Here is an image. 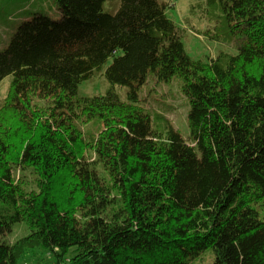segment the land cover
I'll use <instances>...</instances> for the list:
<instances>
[{
    "label": "trees",
    "instance_id": "obj_1",
    "mask_svg": "<svg viewBox=\"0 0 264 264\" xmlns=\"http://www.w3.org/2000/svg\"><path fill=\"white\" fill-rule=\"evenodd\" d=\"M105 1L56 0L64 20L35 13L0 52V264H264V0H220L238 54L207 63L165 3ZM110 60L128 101L79 97ZM150 75L180 80L189 141L142 105Z\"/></svg>",
    "mask_w": 264,
    "mask_h": 264
},
{
    "label": "rangeland",
    "instance_id": "obj_2",
    "mask_svg": "<svg viewBox=\"0 0 264 264\" xmlns=\"http://www.w3.org/2000/svg\"><path fill=\"white\" fill-rule=\"evenodd\" d=\"M160 1L168 6L167 16L175 25L187 55L193 61L207 63L221 56L230 57L238 54L236 40H229L231 35L220 0ZM119 9L120 0H106L103 5L104 13L109 15H115ZM38 12L45 13L56 21L66 18L60 12L56 0H0V52L7 48L20 24ZM111 64L112 60L108 61L101 70L95 71L91 80L79 87V97L102 96L113 88L122 102L128 101L129 88L111 87L106 79V70ZM11 84L12 77H7L0 83V109L5 103ZM181 88L182 85L177 78L163 83L158 82L154 75H150L140 92V99L148 111L164 116L189 141L187 120L190 106ZM99 128V125L90 124V130L94 132ZM26 235L28 230L21 225L12 233H7L4 240L14 243ZM213 261L214 254L207 251L204 258L195 264H212ZM19 264H54V261L45 251L31 250Z\"/></svg>",
    "mask_w": 264,
    "mask_h": 264
}]
</instances>
